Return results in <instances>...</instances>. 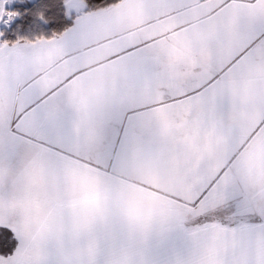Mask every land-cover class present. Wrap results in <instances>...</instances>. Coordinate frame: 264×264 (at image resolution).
<instances>
[{"label":"snow or ice","instance_id":"snow-or-ice-1","mask_svg":"<svg viewBox=\"0 0 264 264\" xmlns=\"http://www.w3.org/2000/svg\"><path fill=\"white\" fill-rule=\"evenodd\" d=\"M98 10L92 0L84 4L80 0H12L11 10L0 12V193L6 195L16 185L21 167L29 158L52 174L78 166L95 176L98 186L109 185L119 179L129 155L140 149L149 136L143 121L150 106L137 103L135 96L114 92L87 116L70 113L63 104V94L85 70L77 69L45 85L30 63L29 41L58 42L72 49L79 39L78 25ZM211 13L215 35L209 42L210 74L197 86H191L192 81L169 82L165 85L166 99L174 105H198L204 118L215 120L219 131L227 134L224 120L232 103V86L250 64L264 62V0H219ZM228 33L248 37L247 43L235 52L230 51L231 41L225 50L218 49L217 42L225 40ZM157 40L155 36L140 40L107 59L122 60L130 84L150 78L158 71L152 56ZM256 102L264 111V94ZM18 103L23 105L19 111ZM262 131L264 115L237 152ZM235 155H229L210 175L201 176L193 185L195 195L191 198L167 194L176 201L175 225L155 240L142 241L146 252H159L174 236L182 238L191 225L207 228L212 223H224L225 215L234 234L252 230L264 238V183L250 189L242 187L234 175ZM96 238L99 243L107 242L99 227ZM0 264L69 262L55 236L26 233L23 221L5 207L0 208ZM225 264H233L231 254ZM249 264H264V240L259 260L250 258Z\"/></svg>","mask_w":264,"mask_h":264},{"label":"rangeland","instance_id":"rangeland-1","mask_svg":"<svg viewBox=\"0 0 264 264\" xmlns=\"http://www.w3.org/2000/svg\"><path fill=\"white\" fill-rule=\"evenodd\" d=\"M218 2L120 0L92 13L84 24L78 25L79 39L72 49L43 40L29 42L27 49L30 63L45 85L56 83L77 69L85 70L63 94V104L70 113L87 116L114 92L135 96L137 103L150 106L143 121L149 136L140 149L129 155L117 180L163 198L168 218L174 217L175 221L177 205L171 196H194L193 185L201 176L210 175L234 152V175L242 187L250 189L264 183V131L237 152L264 115L256 102L264 94V62L250 64L232 86V103L224 120L227 134L219 131L215 120H206L198 105H174L166 99L165 85L169 82L192 81L191 86H197L210 74L209 42L215 35L211 9ZM156 4L161 6L153 8ZM154 36L158 38L152 54L157 74L130 84L122 60L107 58ZM247 40L248 37L228 33L217 47L225 50L231 41L230 51L235 52ZM22 107L18 103L16 110ZM93 180L95 176L78 166L52 174L46 166L29 158L21 167L16 185L6 195L0 193V208L14 212L23 221L25 232L37 235L52 210L68 199L78 200ZM224 221L208 226L231 228L226 215Z\"/></svg>","mask_w":264,"mask_h":264},{"label":"crops","instance_id":"crops-1","mask_svg":"<svg viewBox=\"0 0 264 264\" xmlns=\"http://www.w3.org/2000/svg\"><path fill=\"white\" fill-rule=\"evenodd\" d=\"M6 2L0 0V12ZM84 190L78 200L68 199L52 210L37 234L55 236L69 264H225L230 254L233 264L259 260L264 238L252 230L234 234L232 228L218 226L191 225L182 238L174 236L159 252L149 254L142 241L155 240L176 222L168 218L163 198L119 180L104 186L93 180ZM97 227L106 243L98 242Z\"/></svg>","mask_w":264,"mask_h":264},{"label":"trees","instance_id":"trees-1","mask_svg":"<svg viewBox=\"0 0 264 264\" xmlns=\"http://www.w3.org/2000/svg\"><path fill=\"white\" fill-rule=\"evenodd\" d=\"M83 1H84V3L88 2V0H83ZM119 1L120 0H118V2ZM11 2H12V0H7V2H6V4H5V6H4L2 11L11 10ZM92 2H93V5L96 8H98V9H103L104 7H101V6L105 5V4H109L110 6H112V5H115V4L118 3V2L113 3V0H92ZM31 35H36V33H32ZM40 40L41 39H37L35 41H29V42H37V41H40Z\"/></svg>","mask_w":264,"mask_h":264}]
</instances>
